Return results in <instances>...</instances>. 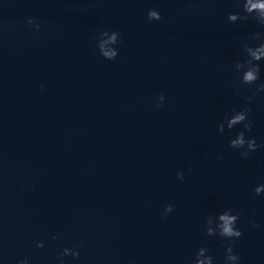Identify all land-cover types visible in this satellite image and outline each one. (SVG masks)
<instances>
[{
    "label": "water",
    "instance_id": "obj_1",
    "mask_svg": "<svg viewBox=\"0 0 264 264\" xmlns=\"http://www.w3.org/2000/svg\"><path fill=\"white\" fill-rule=\"evenodd\" d=\"M239 11L0 0V264H264V58L243 49L264 26Z\"/></svg>",
    "mask_w": 264,
    "mask_h": 264
},
{
    "label": "clouds",
    "instance_id": "obj_2",
    "mask_svg": "<svg viewBox=\"0 0 264 264\" xmlns=\"http://www.w3.org/2000/svg\"><path fill=\"white\" fill-rule=\"evenodd\" d=\"M236 3L240 6V11L235 13H230L227 16V20L229 23H235L237 21H246L250 17L255 20L258 25L264 26V0H236ZM243 13V14H241ZM257 13L260 15L258 16ZM151 16L155 19H161V17L157 16L155 12L151 13ZM251 39L253 41L260 40L258 46H249L245 44L243 49L250 54L252 60L259 62L262 58H264V39H261V33H253ZM260 71L259 64H256L251 70L245 73L243 79L247 83H252L258 80V74ZM43 88V85H41ZM259 89H264V83L259 84ZM247 112L250 109L246 110ZM245 119V114L240 113L238 114L232 123H237L243 121ZM245 127L250 130L251 123L246 124ZM242 135V134H241ZM235 143L243 144V139H238ZM258 145L255 141L249 142V148L255 150ZM260 189H257L259 191ZM223 221V234L226 236H236L240 237L242 235L241 231H234L232 228V223L235 217L229 216H221L220 218ZM255 226V225H253ZM53 240L57 239V236L52 237ZM44 245L41 242H37L36 247L42 248ZM229 250L231 251V246H229ZM71 255L73 258L78 257L79 252L74 251L72 249L64 248L59 256L56 257L58 264H64L63 257ZM233 259H238V257H233ZM19 264H28V259L24 258L19 262Z\"/></svg>",
    "mask_w": 264,
    "mask_h": 264
}]
</instances>
